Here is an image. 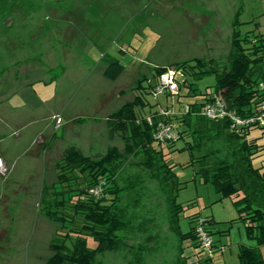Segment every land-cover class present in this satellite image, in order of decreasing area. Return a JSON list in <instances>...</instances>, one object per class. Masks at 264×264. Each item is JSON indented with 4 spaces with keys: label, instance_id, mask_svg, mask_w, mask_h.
<instances>
[{
    "label": "rangeland",
    "instance_id": "1",
    "mask_svg": "<svg viewBox=\"0 0 264 264\" xmlns=\"http://www.w3.org/2000/svg\"><path fill=\"white\" fill-rule=\"evenodd\" d=\"M240 10L243 32L264 33V0H0V264H48L60 224L45 215L42 192L58 182L55 165L66 149L93 160L111 148L123 151L126 139L107 122L110 114L134 100L138 82L151 80L153 67L200 59L222 70ZM109 57L125 65L116 80L103 76ZM195 83L211 92L215 75ZM177 94L161 96L157 109L181 106L184 112L200 97ZM182 145L165 149L176 181L164 188L138 159L125 161L122 185L141 176L137 194L125 195V202L137 201L129 206L136 218L131 230L118 233L125 248L97 255V264H177L179 243L168 223L172 195L183 215L219 221L211 235L218 247L212 264H239L238 243L257 245L231 199L219 201L215 187L202 181L200 163L190 162L199 152L177 150ZM220 148L214 142L204 153ZM253 161L264 168V151ZM180 225L188 230L189 218L182 216ZM197 253L185 251L191 264L205 260Z\"/></svg>",
    "mask_w": 264,
    "mask_h": 264
},
{
    "label": "trees",
    "instance_id": "2",
    "mask_svg": "<svg viewBox=\"0 0 264 264\" xmlns=\"http://www.w3.org/2000/svg\"><path fill=\"white\" fill-rule=\"evenodd\" d=\"M240 15L241 10L233 23L229 64L224 65L222 70L207 66L200 59L173 66L179 84L177 95L200 96L185 104L187 109L184 112L181 106L172 112L173 108L167 105L162 107L171 113L168 116L159 113V98L172 94L166 93L157 99L152 96L159 75L167 70V67H153L151 80L138 82L134 100L122 105L107 119L111 128L121 131L126 139L123 151L111 148L102 158L93 160L74 147L66 149L55 165L58 182L44 187L42 192L47 196V199H41L45 215L60 224L50 243L53 255L48 264H97V255L125 248L126 242L118 233L133 228L132 221L136 216L130 215L129 206L137 204L135 200L125 202V195L127 191L136 193L141 184V176L128 179L126 185L120 183L119 174L125 161L130 156L138 159L136 164L148 169L149 175L160 187L170 186L176 181V174L174 165L167 160L165 149H176V142L180 140L183 145L177 150L199 152L190 162L200 163L202 181L215 187L219 201L231 199L238 211V219L245 224L247 238L257 242V245L238 243L239 264H264L261 252L264 245V168L256 166L253 161L264 151V125L258 121L240 125L230 117L210 119L201 113L204 105L218 99L233 115L242 118L256 117L262 111L264 33L243 32ZM124 70L125 65L120 60L109 57L103 76L116 80ZM208 74L215 75L214 90L202 92L195 87V81ZM183 88H186V94L182 92ZM148 96L156 102L151 103ZM159 121L174 123L175 139L160 141L155 138ZM256 130L258 133L254 134ZM214 142H220L222 148L204 153V148ZM212 156L213 161L207 165ZM183 210V204L177 201L176 195H172L168 199V223L179 243L177 264H191L186 250L195 248L199 253L197 256L201 255L195 232L198 219H204L210 236L216 223L212 216H201L199 213L183 215ZM182 216L189 218L191 223L186 231L180 225ZM186 240L189 245L184 247ZM213 247L217 252L218 247L214 243ZM213 260L214 257H205L201 264H212Z\"/></svg>",
    "mask_w": 264,
    "mask_h": 264
},
{
    "label": "built area",
    "instance_id": "3",
    "mask_svg": "<svg viewBox=\"0 0 264 264\" xmlns=\"http://www.w3.org/2000/svg\"><path fill=\"white\" fill-rule=\"evenodd\" d=\"M177 71L174 69H167L162 72L158 79L157 83L152 89V96L157 99L163 94H177L179 91V84L176 81ZM262 89H264V84H261ZM261 113L256 117H246L242 118L237 115H233L230 111L227 110L226 105L221 100H216L204 105L201 110L202 115L210 119H222L225 117H230L235 124L245 125L250 122L258 121L260 124L264 125V98L261 103ZM159 113L163 116H168L171 111L164 108L159 109ZM61 119H58V123ZM155 138L160 141H170L176 138V126L172 122L159 121L157 124V129L154 134ZM97 193V191H95ZM195 232L199 239L198 248L201 250V255L204 254L206 257L213 258L215 257L216 252L213 247V239L208 234L205 229L204 219L199 218L195 224ZM223 251V248L221 249Z\"/></svg>",
    "mask_w": 264,
    "mask_h": 264
},
{
    "label": "crops",
    "instance_id": "4",
    "mask_svg": "<svg viewBox=\"0 0 264 264\" xmlns=\"http://www.w3.org/2000/svg\"><path fill=\"white\" fill-rule=\"evenodd\" d=\"M209 216H212V218H213V220L215 221V223H218L219 221H217L216 220V218H215V216L214 215H209ZM214 227H215V225H214ZM261 252H262V254H263V257H264V245L263 246H261Z\"/></svg>",
    "mask_w": 264,
    "mask_h": 264
}]
</instances>
